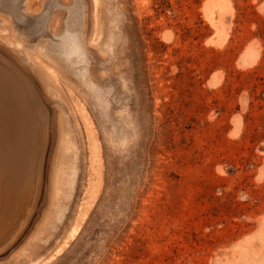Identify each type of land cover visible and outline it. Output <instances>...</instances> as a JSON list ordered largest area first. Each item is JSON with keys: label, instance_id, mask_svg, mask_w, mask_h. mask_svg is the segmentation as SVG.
I'll list each match as a JSON object with an SVG mask.
<instances>
[{"label": "rangeland", "instance_id": "rangeland-1", "mask_svg": "<svg viewBox=\"0 0 264 264\" xmlns=\"http://www.w3.org/2000/svg\"><path fill=\"white\" fill-rule=\"evenodd\" d=\"M2 72L0 264H264V0H0Z\"/></svg>", "mask_w": 264, "mask_h": 264}, {"label": "bare ground", "instance_id": "bare-ground-1", "mask_svg": "<svg viewBox=\"0 0 264 264\" xmlns=\"http://www.w3.org/2000/svg\"><path fill=\"white\" fill-rule=\"evenodd\" d=\"M218 35L222 41L227 37L222 30L218 31ZM63 37L68 43L66 56L71 57L77 53L79 46L72 33H65ZM28 116L29 113L23 106V101L18 98V93L12 88L7 76L4 72L0 73V210H3L2 202L6 201L10 195L9 186L13 177L11 160L19 161L16 156L20 152L19 157H21L23 149H26L28 145L27 135H32L27 125ZM78 231L77 226L70 238H74ZM60 250L61 248L56 253Z\"/></svg>", "mask_w": 264, "mask_h": 264}]
</instances>
